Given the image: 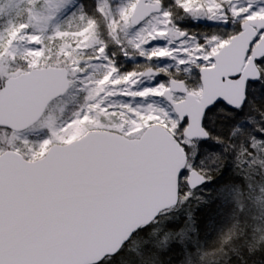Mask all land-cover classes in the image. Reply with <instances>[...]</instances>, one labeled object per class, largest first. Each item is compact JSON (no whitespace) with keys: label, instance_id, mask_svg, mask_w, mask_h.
Listing matches in <instances>:
<instances>
[{"label":"snow or ice","instance_id":"1","mask_svg":"<svg viewBox=\"0 0 264 264\" xmlns=\"http://www.w3.org/2000/svg\"><path fill=\"white\" fill-rule=\"evenodd\" d=\"M22 4L13 15L0 3V264H219L244 245L254 253L264 241V0H96L94 16L66 15L73 0ZM72 89L80 103L53 112ZM30 128L45 137H22ZM214 201L226 209L219 221Z\"/></svg>","mask_w":264,"mask_h":264},{"label":"rangeland","instance_id":"2","mask_svg":"<svg viewBox=\"0 0 264 264\" xmlns=\"http://www.w3.org/2000/svg\"><path fill=\"white\" fill-rule=\"evenodd\" d=\"M124 0H113V5L115 6L116 3H123ZM0 3H2L6 9V11H10L11 14L15 15V12L17 10V6L22 7V0H12V8H8V0H0ZM95 5H96V0H73V4L69 6V10H66V15H71L72 12L76 11L79 8H83L85 13L89 16H94L95 15ZM64 18V13L61 14L60 19L62 20ZM178 24L183 25L186 27L188 30L191 31H208L214 25L210 24L207 21H198V22H192L189 20H177ZM80 103V94L76 92L74 89L69 90V92L64 95L63 97L59 98V100L51 107V110L53 112H58L59 108L66 106V109L63 113L64 117H67L70 112L75 108L77 104ZM22 137H27L30 141L32 142H38L39 140L43 139L45 137V133L40 132L37 129L30 128L24 132L21 133ZM223 178H218L214 183L219 184ZM212 186H208V190H211ZM216 202H213V205L210 206L213 209L215 208ZM226 209H218L220 211V215H223V212ZM197 215H201L203 218H206L209 215L208 211H205L204 209H198L197 210ZM256 215H259L258 212H255ZM203 222V220H202ZM250 223H252L251 219L249 220ZM261 235H264V232H258L256 233V239L259 241V238ZM198 238H203L198 237ZM247 238L248 241L251 242L252 239V231L251 229L247 230ZM240 243L243 245L244 240L241 239ZM261 246H264V241H260V243L257 245V248L255 249L256 251L261 249ZM248 254H251L247 250V245H244L243 247L240 248L239 255L235 253H229L226 257H219V264H247V260L242 258L241 255L247 256ZM174 259L177 260V264H179L178 259L179 257H175Z\"/></svg>","mask_w":264,"mask_h":264},{"label":"trees","instance_id":"3","mask_svg":"<svg viewBox=\"0 0 264 264\" xmlns=\"http://www.w3.org/2000/svg\"><path fill=\"white\" fill-rule=\"evenodd\" d=\"M214 211L217 221H219L226 212L225 210L223 212V215H220V217H218L220 211H218V209H214ZM241 257L247 260V264H264V251H262L261 249H258L257 251L255 250L254 253L248 254L247 256L241 255Z\"/></svg>","mask_w":264,"mask_h":264},{"label":"water","instance_id":"4","mask_svg":"<svg viewBox=\"0 0 264 264\" xmlns=\"http://www.w3.org/2000/svg\"><path fill=\"white\" fill-rule=\"evenodd\" d=\"M26 131V130H25Z\"/></svg>","mask_w":264,"mask_h":264}]
</instances>
